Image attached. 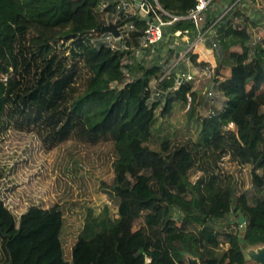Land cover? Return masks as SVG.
<instances>
[{
  "label": "trees",
  "instance_id": "obj_1",
  "mask_svg": "<svg viewBox=\"0 0 264 264\" xmlns=\"http://www.w3.org/2000/svg\"><path fill=\"white\" fill-rule=\"evenodd\" d=\"M196 1L157 0L176 14H185ZM101 3L0 0V134L13 126L48 150L75 142L97 151L75 200L66 193L49 205L38 200L23 210L11 199L17 185L12 170L0 162V264H190L191 257L199 264H260L246 260L244 252L264 246V38L250 57L249 28L232 25L227 13L217 20L222 59L216 71L229 68L223 80L214 79L225 98L222 108L196 116L199 91L182 83L164 94L161 113L182 101L189 119L200 123L199 135L155 143L149 137L159 101L150 98L163 67L124 64L130 51L95 42L106 14L116 12L115 2L104 8ZM119 16L117 26L133 23L129 35L137 45L146 18ZM170 29L193 31L194 24L178 20ZM168 52L176 50L168 46ZM125 67L140 74L127 80ZM172 73L163 88L172 86ZM130 132L132 160L123 162L118 144ZM102 179L119 198L116 221L88 237L77 234L67 252L66 215L77 206L85 211L83 226H97L87 206L88 187ZM232 240L239 250L211 255Z\"/></svg>",
  "mask_w": 264,
  "mask_h": 264
},
{
  "label": "rangeland",
  "instance_id": "obj_2",
  "mask_svg": "<svg viewBox=\"0 0 264 264\" xmlns=\"http://www.w3.org/2000/svg\"><path fill=\"white\" fill-rule=\"evenodd\" d=\"M262 1L264 0H214L206 11L205 19L209 22L213 16L217 18L225 12L232 18V25L236 27L246 25L251 34L249 40L251 57L254 45L264 38V2ZM228 7L230 8L228 9ZM124 12L130 15L138 12V10L132 7L127 8ZM237 13L238 15H236ZM106 15L107 23L115 24L120 17L118 12L114 14L107 13ZM245 17H248V20ZM197 33L192 31L188 34V39L184 38L185 41L180 38H177V40L170 39L171 36L167 33L166 40L156 50V53L148 56L145 52L129 48L128 51L130 52L126 54L123 62L132 66L138 62L145 65L159 63L163 67L164 74L169 72L176 60L174 54L168 52V43L176 44L175 50L177 49V53L182 54L183 50H186L191 44V41L196 39ZM109 38H111L109 33L102 32L96 34L94 40L97 44H100L107 42ZM184 42L186 44L182 46L181 44ZM213 43L216 45L213 46ZM193 55L196 56L195 60L192 59ZM221 56L222 52L216 30L213 29L208 37L206 36L204 42L198 43L186 57L184 56L181 66L179 65L175 70V72H187L193 76L189 83L199 91L196 101V116H208L211 112L218 111L224 104L225 98L218 91L217 84L214 81L216 78L220 79V77L229 74L228 67L219 68L218 73L216 71ZM200 62H203V64H200ZM211 69L212 75L209 72ZM124 71L127 80L140 74V71L134 67L132 72L126 67ZM153 82L152 89L160 94L152 95V98H150V102L158 100L159 103L155 111L156 117L149 140L155 143L168 138L181 140L192 138L195 140L200 132V123L189 119L188 105L177 100L172 103L169 112L161 113L165 103V95L160 91L163 87L160 88L155 83L156 81ZM119 86L121 85L119 84ZM207 91H211L212 94L207 95ZM132 134L133 132L128 133L126 138L118 144L120 160L123 162L132 160L127 144ZM96 153V150L75 142H68L59 148L52 147L48 150L33 134L20 133L13 126H9L5 132L0 134V162L8 163V167L12 170L11 176L17 184L11 190L13 205H18L19 210H23L27 204L38 200H44L45 204L49 205L51 202L59 200L66 193L71 194V198L75 200L79 194L81 176L90 175ZM199 175L200 173L197 172L192 180H196ZM88 199L87 206L91 208L94 214L93 220L99 222V224L97 226H83L85 211L78 209L77 206L69 211L66 215V224L62 235L67 252L70 251L77 234L88 237L113 225L116 221L119 198L116 191L108 186L105 179H102L96 188L89 185ZM228 249L239 250L236 240L222 242L221 245L211 250V255L220 257ZM244 256L248 261H253L258 256H264V246L252 247L244 252Z\"/></svg>",
  "mask_w": 264,
  "mask_h": 264
},
{
  "label": "built area",
  "instance_id": "obj_3",
  "mask_svg": "<svg viewBox=\"0 0 264 264\" xmlns=\"http://www.w3.org/2000/svg\"><path fill=\"white\" fill-rule=\"evenodd\" d=\"M213 1L214 0H197L195 5L192 8H190L185 14H176L163 9L160 6V4L157 2V0H153L154 4L148 3L147 0H102L101 3L102 8L106 7L110 2H115L116 12L125 13L124 10L133 7L136 8L138 12H134L130 15H135L139 17L141 16L146 18V27L144 28V32L142 36L136 39L137 45L134 44L133 39L129 35V32L134 29L133 23H124L121 26H117L119 30V36H114L111 33H109L111 38L107 40L106 44H108L112 49H120V50H128L129 48L137 49V51L139 50L140 52L141 51L145 52L149 56V54L156 53V50L161 47V45L167 38L166 36L167 33L169 34V36H171L170 39L173 38L174 40H177V38H180L182 41L188 39V34L192 32V30L171 31L170 26L171 24H173L178 20H183V19L191 20L194 24L193 31L198 32L195 36L196 39L191 41V44L188 46L186 50H183L182 54L180 52L177 53L176 51V55L174 54L176 60L174 64L171 66L169 72H166L159 78L155 79L156 82L155 81L154 82L157 83V86H160L161 88L164 81L172 76L173 74L172 72H174V70H176L179 65L181 66L182 59L184 58V56L186 57V55L189 54V52L193 50L198 43L205 41L206 36L208 37V35L214 29L213 27L214 23L224 15L225 12L219 15L215 21L211 22L206 28L203 29L206 23V19H205L206 11L213 3ZM229 8L230 7H228V9ZM150 11L153 12L152 16H150L149 14ZM126 39H128L129 44L126 43L127 41ZM168 45L174 48L176 46V44L174 45V43L173 44L168 43ZM215 45L216 44L213 43V46ZM209 72L212 75V69L209 70ZM192 79L193 76L190 73L176 72L175 75L173 76L174 82L172 86L161 88L160 91L163 94H167V92H169L170 90L177 89L182 83L190 82ZM159 94L160 93H157L156 91L154 92L153 90V95L156 96ZM211 94H212L211 91H207V95H211ZM228 127L232 128L233 123L230 122L228 124Z\"/></svg>",
  "mask_w": 264,
  "mask_h": 264
},
{
  "label": "water",
  "instance_id": "obj_4",
  "mask_svg": "<svg viewBox=\"0 0 264 264\" xmlns=\"http://www.w3.org/2000/svg\"><path fill=\"white\" fill-rule=\"evenodd\" d=\"M97 30L101 32L111 33L114 36H119V30L117 28V25L111 22L101 25L100 27L97 28ZM238 222L240 223V228L243 229L244 228V217L239 216ZM254 259L257 260L260 264H264V256H258L257 258L255 257ZM189 262L190 264H199V262L195 258H190Z\"/></svg>",
  "mask_w": 264,
  "mask_h": 264
},
{
  "label": "crops",
  "instance_id": "obj_5",
  "mask_svg": "<svg viewBox=\"0 0 264 264\" xmlns=\"http://www.w3.org/2000/svg\"><path fill=\"white\" fill-rule=\"evenodd\" d=\"M248 30H249V29H248ZM249 33H250V30H249ZM188 36H189V35H188ZM191 36H192V35H191ZM194 36H195V35H194ZM250 37H251V34H250ZM249 40H250V39H249ZM248 43H249V42H248ZM185 44H186V43L184 42V43H182L181 45H182V46H185ZM249 45H250V44H249ZM198 47H199V46H198ZM199 49H201V48H199ZM176 51H177V49H176ZM221 59H222V58H221ZM210 63H211V62H210ZM223 67H226V66H223ZM228 75H229V74H227L226 76H228ZM226 76H224V77H223V76L220 77V80H223Z\"/></svg>",
  "mask_w": 264,
  "mask_h": 264
}]
</instances>
